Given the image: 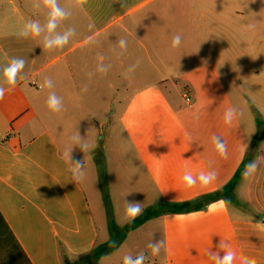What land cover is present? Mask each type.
I'll return each mask as SVG.
<instances>
[{
    "label": "crops",
    "instance_id": "obj_1",
    "mask_svg": "<svg viewBox=\"0 0 264 264\" xmlns=\"http://www.w3.org/2000/svg\"><path fill=\"white\" fill-rule=\"evenodd\" d=\"M57 2L70 15L52 35L68 28L75 35L49 51L44 0H0V68L25 60L16 86L3 84L0 99V264H62L63 254L81 256L100 245L85 189L72 180L64 156L68 148L77 154L71 138L116 116L113 108L131 126L148 120L152 108H171L180 80L193 86L196 102L198 92H211L210 106L217 99L232 105L225 94L231 81L234 102L261 106L257 129L248 132L252 118L237 114L231 124L211 115L199 117L194 130L136 132L132 180L146 177L158 188L164 199L155 205L183 203L220 190L244 162L259 157L257 168L245 178L244 167L234 206L220 199L197 211L162 214L135 230L158 226L165 246L153 264H214L211 256L227 250L235 253L233 264L245 257L264 264V0H88L83 8L76 0ZM29 20L44 29L40 37L18 35ZM177 34L181 45L174 49ZM121 38L127 40L122 53ZM100 63L110 65L106 74L96 71ZM45 78L52 89L40 87ZM50 92L69 101V131L47 108ZM214 138L225 144L226 157ZM185 172L216 175L189 188Z\"/></svg>",
    "mask_w": 264,
    "mask_h": 264
},
{
    "label": "rangeland",
    "instance_id": "obj_2",
    "mask_svg": "<svg viewBox=\"0 0 264 264\" xmlns=\"http://www.w3.org/2000/svg\"><path fill=\"white\" fill-rule=\"evenodd\" d=\"M183 88L177 90L173 106L171 108L155 107L147 120V116L138 118L132 126L119 117V109L113 118H100L99 123L91 126L84 135L82 140L78 141L76 146L77 154L71 155L74 160L84 161L86 178L81 182L88 200L91 204L95 221L99 230V244H103L110 239L109 218L112 217L119 227H123L129 221L125 219V201L139 202L143 211L148 206H156L158 201L164 198L159 194L158 188L150 185V181L146 177H141L138 181L132 180V172L130 163L136 165L134 157L131 158V135L136 132L149 131H178L182 129L194 130L195 122L198 118L208 117L211 115L224 116L229 108H235L237 114L244 117L250 116L253 120L248 125L247 131L254 132L257 129L255 119L258 118V112L262 111L258 102L254 104H244L239 101L238 104L233 101L231 86L232 82L228 81L231 89L230 95L225 92L228 101H232V105L220 99H217L214 105L210 106L209 95L211 92L200 91L202 95L200 102H196L192 85L185 81ZM238 83V82H237ZM191 90V93L189 92ZM188 93L192 99V103L188 105L185 102L183 94ZM58 96V95H57ZM60 97V96H58ZM257 97V96H256ZM64 104L62 110L53 113V118L59 122L66 124L69 131V101L62 99ZM124 122V123H123ZM256 128V129H255ZM92 135V136H91ZM87 141L88 151L84 152L80 148V143ZM257 139L254 140L253 146L257 147ZM76 153V152H75ZM134 160V161H133ZM144 173V172H143ZM234 198V197H233ZM236 199H230L229 203L234 206ZM137 230V229H136ZM133 230L129 232L125 239L120 241L115 248L104 254L98 260L91 257L74 256L71 257V264H123L125 255L136 256L140 253H146L145 261L153 264L154 261L161 258L162 249L159 255L154 256L148 245L144 247L145 239L147 244L160 241V231L158 226L153 227L152 224H146L140 231ZM159 262V261H158Z\"/></svg>",
    "mask_w": 264,
    "mask_h": 264
},
{
    "label": "clouds",
    "instance_id": "obj_3",
    "mask_svg": "<svg viewBox=\"0 0 264 264\" xmlns=\"http://www.w3.org/2000/svg\"><path fill=\"white\" fill-rule=\"evenodd\" d=\"M88 0H76V6L79 8H83L86 5ZM45 5L49 8V16L47 24L44 26L46 28L48 35L45 36L43 40V47L45 50H55L58 48H63L66 44H68L71 37L75 35L74 28H68L63 34H55L52 35L57 25L60 21L65 20L70 13L67 12L64 8L60 7L57 0H44ZM91 27V25H90ZM44 29H42L41 25L37 21L29 20L22 28V30L18 33L21 37H40L41 33ZM181 45V36L179 34L173 36L171 46L172 48H178ZM117 46L119 47L121 53L127 48V40L124 38L119 39ZM102 59V58H101ZM25 67V60L23 58H13L10 63L6 66L0 68V77H2V83H0V99H3L5 94V87L3 84L9 86V90L14 88L17 84L19 74ZM110 65H104L100 63L97 66L96 71L101 74H106L109 70ZM135 65L130 66L128 69L129 72L134 71ZM93 73H89L91 77ZM40 87L52 89L54 87L53 81L50 78H45ZM47 108L53 112L58 113L62 110L63 104L62 99L56 95L55 92H50L47 100H46ZM237 115V110L235 108H229L224 115V120L226 124H231L234 116ZM71 139L76 141H81L82 138L77 134ZM215 147L218 153L221 156H227V149L225 144L219 138H214ZM80 148L82 151H88V143L87 141H83L80 143ZM64 156L67 157L68 162L71 165L70 172L72 176V180L74 182H82L86 178L84 161L74 160L71 157V148H68L64 153ZM250 161L247 165H245L244 177L248 178L254 174L257 168V160ZM214 172L208 173H200L198 177H194L191 173L185 172L183 175V181L186 187H192L197 183V180L202 185H207L211 183L215 179ZM224 203L223 201L221 202ZM125 219L129 222L134 220L138 215L142 214L143 209L139 202H129L125 201ZM165 246V241L160 240L157 242H151L148 244V248L151 249V253L154 256L160 254L162 247ZM223 248H228L227 244L221 245ZM236 256L235 253L231 250H227L223 252V255L217 253L211 256V259L214 261V264H233ZM146 256L143 253L137 254L136 256L125 255L123 258V264H144ZM241 264H256L254 259L242 258Z\"/></svg>",
    "mask_w": 264,
    "mask_h": 264
},
{
    "label": "trees",
    "instance_id": "obj_4",
    "mask_svg": "<svg viewBox=\"0 0 264 264\" xmlns=\"http://www.w3.org/2000/svg\"><path fill=\"white\" fill-rule=\"evenodd\" d=\"M245 162L239 168L233 178L225 184L220 190L207 194L203 196L201 199H197L194 201L183 202V203H173V202H162L156 206H151L146 208L142 214L138 215L134 220L126 223L123 227H119L115 220L110 217L109 218V232L110 239L103 244L95 246L90 252L87 254H83L81 256L91 257V259L98 260L104 254L112 250L116 247V245L126 238L127 234L147 221L156 218L165 213H187L192 211H197L202 209L205 205L220 199L230 200L234 199V190L241 178L243 173ZM70 257L63 254V262L62 264H71ZM83 264H90L89 262H85ZM98 264V263H94Z\"/></svg>",
    "mask_w": 264,
    "mask_h": 264
},
{
    "label": "built area",
    "instance_id": "obj_5",
    "mask_svg": "<svg viewBox=\"0 0 264 264\" xmlns=\"http://www.w3.org/2000/svg\"><path fill=\"white\" fill-rule=\"evenodd\" d=\"M185 102L190 105L192 103V99L188 93L183 94Z\"/></svg>",
    "mask_w": 264,
    "mask_h": 264
}]
</instances>
